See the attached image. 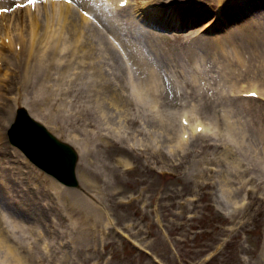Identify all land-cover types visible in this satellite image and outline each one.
<instances>
[{
    "label": "rangeland",
    "instance_id": "obj_1",
    "mask_svg": "<svg viewBox=\"0 0 264 264\" xmlns=\"http://www.w3.org/2000/svg\"><path fill=\"white\" fill-rule=\"evenodd\" d=\"M14 2L15 0H9L8 4H14ZM246 3H248L245 7L246 13L256 14L255 18L264 26V0H246ZM255 3L257 7L253 6ZM185 7L187 5L184 4L180 10L194 14L195 9ZM208 9L209 15L212 14L214 9L211 7ZM167 11L170 13L171 8ZM232 11L235 12V9ZM114 15L119 19H124L122 26L132 34V42H141L143 46L145 45L147 52L151 51V44H146L144 34L149 31V28L145 30L136 24L135 20L141 18L134 16L136 14L133 7L118 11ZM215 16L220 17L219 14ZM180 17L187 18L188 14L184 16L181 14ZM210 17L204 19L200 25L206 22V27H208ZM238 20L235 22L243 21V19ZM229 23L230 20L225 23L226 29L231 26ZM155 27L157 32L163 34L166 39H170L171 34H182L180 41L171 43L174 46V52L177 53L171 56L177 61L184 62L188 69L187 64L190 62L199 75L198 80L206 77L210 80L215 77L221 78L218 87L208 90V85L201 82L200 85L190 88L187 81L189 72L180 73L178 69L180 67H174L179 62H174L173 73L169 75H166L161 68L157 69L154 66L158 74L153 80L156 79L161 85V92L154 93L146 87V81H149V78L138 76L140 69L136 59L139 56L132 55L127 50L121 54L117 50L120 48V42L110 35L114 38V45L117 49L110 50L111 60L110 55L106 53H102V56L104 60L110 61V69L112 61L114 62L113 69L126 88L125 93L128 97L124 100L130 104L124 112L125 126L118 125V122H123V115L117 119L107 102L100 99L105 96L106 91H98V87L84 86V80L88 79L90 70L83 63L82 65L80 62L77 64L80 59L74 57L67 62L71 65L70 68L62 72L65 76L71 68L78 71H71L67 78L75 77V73H82L81 79L74 84L64 85L61 81L58 85L50 81L42 84V90L34 87H22L18 90L11 84L0 83V106H5L4 110H0V113H4L0 127L8 123V119L12 117L17 108L24 107L32 118L44 125L57 139L72 146L78 154L76 165L78 187L70 189L71 194L65 197L66 204L75 200V205L88 213L89 218L90 214L94 215L90 222H96V224L92 229L93 225L88 226L93 232L91 245L88 243V246H83L79 253L75 248L73 251L68 249L67 252L72 254L75 261L67 258L63 260L64 264H69L68 261L70 264H264V195L262 188L252 182L256 189L249 194L252 187L247 186L246 189H240L237 184L239 179L232 177L231 187L242 193L232 196L233 199L230 202L226 193L220 190L219 185L222 174L228 169L227 167H230L231 159L221 157V144L215 148L211 145L215 140L210 139L209 136L200 137L197 140V137L191 138L183 146L175 144L174 147H166L173 144L170 141L175 136L176 130L173 129L177 125L181 108H193L197 116L206 123L216 121L212 120L214 118L213 108L209 103L214 101L215 96L221 91L220 88L225 84L223 82L228 80L222 77L220 56L215 57V54L202 44L208 45V38L220 35L221 30L215 29L208 32V29L207 32L204 31L205 33L201 32L202 40L197 42V39L186 37L187 32H181L186 28L185 24L183 27L180 26L181 28L172 25L168 28L169 30H166V26L156 21ZM196 30H199V25L188 31L192 33ZM154 44L164 48V42L160 38H157ZM230 49L228 48L229 51ZM66 51L67 49L60 56L66 55ZM165 51L169 54L167 50ZM202 55L205 59L201 57ZM144 62L146 63V60ZM10 63L13 65L15 60L11 59ZM257 66L258 64L253 66L255 72H257ZM127 72L132 75L131 79L127 77ZM236 73L242 74V77L245 75L241 68H238ZM131 80H135L132 88ZM133 87L137 88V92L133 91ZM185 91L188 94L187 101L194 100L196 103L189 105L186 100L182 99ZM40 92L45 100L42 107L34 102ZM164 103L165 106L160 109V113L164 115L167 124L173 129L168 132L167 137L170 141L163 143L164 138L160 137L153 123L156 118L155 110L157 111ZM259 103L264 105V100L243 101L239 105L245 107L246 110L249 108L253 110L254 106ZM177 107L179 110L170 116V111H174ZM251 118L255 124L247 123V128L252 131L246 132V138L256 139L255 142H258L259 133L255 132L258 120L254 117H248L246 120H251ZM217 119L220 120L218 123L223 128V132L215 137L218 138L215 142L219 144L221 141L230 140L232 134L227 132V127L224 126L222 120ZM111 126L126 132L127 138L131 139L132 146H126L120 136L117 137L118 134L113 133ZM6 128L3 132L5 137ZM150 129L152 137H158L156 140L158 145L148 134ZM98 138H105L107 143ZM147 142L151 148L149 164L140 155L141 152L138 149L139 146L144 148ZM150 142L152 144H149ZM255 142L254 147L259 145ZM0 147L3 149L4 157L9 158L12 168L7 174L10 179L9 186H7L8 191L5 190L6 193L3 194L0 192L2 215L13 217L16 222L22 220L24 223L21 225L26 227L32 226L35 230H41V233L45 235L43 239L55 245L58 250L71 246L72 243L67 242H72L76 231L70 233L67 228L70 219L62 216L66 213L63 200L58 201L54 193H49L48 181L52 182L54 179L32 165L17 148L9 144L7 137L0 142ZM85 148L88 151V158L93 163V166L89 167L91 177L93 173L104 169H99V166L108 167L105 175L107 184L103 185L97 181L100 189L101 187L105 189L104 197L100 198V193L96 194L94 190L87 189L78 178V163L86 162L79 150ZM119 159L129 161L130 166L125 168L122 164H118ZM201 168H205L204 175L197 174ZM250 176L253 174L250 173ZM1 184L5 189L4 183L1 182ZM115 191L118 194L113 198L109 197L111 195L109 193ZM98 197L100 198L98 201L103 203L95 200ZM50 200L56 201L57 204ZM49 203L52 207L54 204H59L63 210L55 214L53 210L57 209L54 207L49 210ZM98 207L108 212H104L102 217L101 208ZM73 216L77 217L76 214ZM78 220L82 225L79 215ZM101 220L102 226L100 225ZM99 229L101 233L98 232ZM59 231H66L70 234L61 235ZM59 241L63 244L66 242V247L58 246ZM79 247L81 248V245H78ZM34 249L37 248L34 247ZM87 254L90 255L89 258H84ZM213 254L215 257L208 261ZM60 255L61 253L58 252L54 260L43 264H63V261H58ZM35 263L33 260L32 264ZM0 264L13 263L0 259Z\"/></svg>",
    "mask_w": 264,
    "mask_h": 264
},
{
    "label": "bare ground",
    "instance_id": "obj_2",
    "mask_svg": "<svg viewBox=\"0 0 264 264\" xmlns=\"http://www.w3.org/2000/svg\"><path fill=\"white\" fill-rule=\"evenodd\" d=\"M26 1L27 0H15L18 4H22ZM242 1L243 0H174L176 6L172 5L173 13L166 17L163 10H159L158 4L165 3L168 6L171 0H152V7H150L148 3L150 9L148 8L149 11L144 13L146 17H140L141 19L135 20L140 28L145 30L149 28V31L144 33L147 40L146 44H151V51L147 52L146 47H144L145 45L143 46L141 42H132V34L126 31L122 26L124 19H119L118 16L113 15L109 10L108 7H111L110 0H72L70 4L65 3L64 0H36L34 7L26 4L21 9L16 8L11 9L8 13H0V59L3 66L2 69H0V78L8 81V83H12L13 87L18 89H22V87H34L41 88L42 90V84L44 85L50 81L58 85L61 84V81H63L64 85L74 84L77 80L81 79L83 74L75 73V77L67 78L70 76V72L76 69L71 68L65 76L62 72L70 68L71 65L67 63L71 61L70 58L73 59L74 57H78L80 60L77 64L80 62L82 65L83 63L87 65L88 70H90L88 79L84 80V86L87 88L98 87V91H106L105 96L100 99L107 102L110 110L117 119H120L123 115V122H118V125L123 127L125 126L124 112H126L127 105L130 104L126 103L124 100L128 97L127 93H125L126 88L113 69L115 66L114 62L112 61V67L110 69V61L104 60L102 56V53H106L110 55L109 59L111 60L112 54L110 50L113 48L116 49L113 43L114 38L110 37V35L120 42L119 52L121 54H124L127 50V52H130L132 55L137 54L139 56V58L136 59L140 69V74L138 76L143 78L146 76L149 78V81L144 79L148 90L154 93L157 91L161 92L159 81L156 79L153 80V78L157 76V69L159 68H161L166 75L172 74L174 62H179V64L174 67H180L178 68L180 69V73L189 72L187 81L190 88L204 82L208 85V90H210L218 87L221 78L215 77L210 80L209 77H206L205 79L198 80L199 75L194 67L191 66L190 62L187 65L189 69L193 68L192 71H189L184 62L177 61L171 56L177 54L174 52V46H172L171 43L177 40L180 41L182 34H171V38L166 39L163 34L157 32L155 25L156 20H159L166 28L172 25L183 27L185 24L186 28L181 30V32H187L185 34L186 37L194 40L197 39V42H199L202 40V37L195 34L197 30L192 33L188 30L193 29L197 25H199L200 28L204 24H207L204 22L200 25L204 19L212 15V17H210L209 26L207 28L205 27V32H207L208 29V32L219 29L221 30L219 33L220 35H213L210 39L208 38V45L205 43L202 45L203 47H208L207 50L212 51L215 57L220 56L219 58L222 61L221 65L223 69L222 77L228 80L227 82H223L225 84L220 88L221 91L215 96V102L209 103L213 108L214 118H212V120L216 121H214L213 124L208 123L209 125L201 123V121H198L197 117L190 114L196 115L193 108H181L180 112L182 113H180V119L183 117L188 127H183L180 124L175 126L181 130L189 131H191L194 126L193 132L200 126L203 132H211V134H200L197 136L196 140L200 137L209 136L210 139L216 141L218 138L215 137L223 132V128L220 127L218 123L220 120L217 118L221 119L224 126L227 127V132H231L232 135L230 140L221 141L219 144L215 141L211 143L215 148L221 144V157L231 159V161H229L230 167H227L228 169L222 174L221 184L219 185L220 190L226 193L230 202L231 199H233L232 196L241 195V191H235L233 187H231L233 181L232 177H235L239 179L237 183L238 188L246 189L247 186L252 187L248 192L250 194L255 191L256 186H259L262 188V193L264 195V105L259 103L254 106L253 110L250 108L246 110L245 107H240L239 105L243 101L250 100L241 99V97H245L251 92H256L260 99H264V26L263 23L255 18L256 14L252 12L246 13L245 7L248 3H246V0H244V2ZM8 2L9 0H0V9L10 8L12 4H8ZM184 4L187 5V7H185L186 9H195L193 12L194 14L191 15L188 11H181L180 8L184 7ZM253 6L257 7V4L255 3ZM146 7L147 6L144 5L142 10H146ZM210 7L214 10L213 13L209 15L208 8ZM134 8L135 13L141 11L139 8ZM232 9H235V12L232 11ZM84 12L88 14L93 12L99 25L97 26L94 25V23H90L89 15L85 16ZM217 12H219V18L215 17ZM232 12H234V14ZM186 13L188 14L187 18L180 17L181 14L184 16ZM238 19H243V21L240 23L235 22L239 21ZM228 20H230L229 24H231V26L226 29L225 23H227ZM157 38L163 40L164 48L154 44ZM17 45L22 46V57L19 56L21 53H16L14 50ZM228 48H231L230 51ZM66 49L67 54L61 57L60 55L63 54ZM165 50H167L169 54H166ZM193 50H196V48H193ZM244 54L250 56L246 57ZM201 57L205 59L204 55ZM11 59L15 60L16 66L10 67V65H7ZM144 60H146V63ZM256 64H258L257 72H255L253 68ZM238 68H241L245 72L243 77L242 74L236 73ZM53 76L57 77L53 78ZM131 76L130 72H127V77L129 79H131ZM134 81L135 80H131V88ZM133 91L137 92V88L133 87ZM40 95L35 98L34 102L39 107H42L45 100L43 98L44 95ZM187 96L188 94L185 91L182 99L187 101ZM224 98L228 100L225 101L226 99ZM136 99H138V96H136ZM96 101L100 105L97 97ZM187 102L189 105L196 103L194 100ZM94 105L96 108L95 102ZM164 106L165 103L157 111L155 110L156 118H154L153 123L160 137L164 138L163 143L170 141L167 136L168 132L173 129L167 124L165 117H163L164 115L160 113V109ZM4 109L5 107H0V110ZM40 110H42V108H40ZM177 110H179L178 107L177 109L175 108L174 111L171 110L170 116L176 113ZM35 115L38 116L37 114ZM2 116L4 117V113L1 112L0 118ZM13 117L14 113L12 117L8 119V124L11 123ZM248 117H254L258 120V126L256 125L255 130V132L259 133L257 138L258 142H255L256 139L249 140L246 138V132L252 131L247 128V123L249 122V125L250 123L255 124V122H252V118L247 121L246 118ZM178 121H180L179 116L177 123ZM215 126L218 127L220 131H218ZM112 128L114 130L113 133L118 134L117 137L120 136L121 140H123L122 142H125L126 146H132L130 144L131 139L127 138L126 132L121 131V129L117 130L116 127ZM2 129L3 127L0 128V132ZM148 134L155 144L158 145V141H156L158 137H152L151 129L148 131ZM187 134L188 139L195 136V134ZM109 138L111 139V137ZM3 139L4 135L0 134V142ZM98 139L107 143L105 138ZM170 142H173V144L167 145V148L174 147L175 144L176 146H183L187 143V140L184 138L183 134L182 139L175 138L174 136ZM254 142L259 145L254 147ZM149 144H152V142ZM138 149L141 152L140 155H142L146 163L149 164V152L151 148H149L148 142L145 144L144 148L139 146ZM79 152L86 161L85 163H78L77 174L80 182L86 186L87 189L94 190L96 194L100 193V198L104 197L106 194L105 189L102 187L100 189L97 181L99 183L101 182L103 185L107 184L105 175L108 167L105 165L99 166V169H104L101 172L93 173V177H91L92 175L89 167L91 168L93 163L88 158V151H86L85 148L80 149ZM117 163L122 164L125 168L130 166L129 161L122 159H119ZM10 169H12L10 160L6 156L4 157L3 149L0 147V192H2V194L8 191L7 186H9L10 179L7 177V174L10 172ZM211 171L210 169V172ZM204 173L205 168H201L197 174L204 175ZM250 173H252L253 176H250ZM1 182L4 183L5 189L1 186ZM252 182L256 184V186H254ZM10 188H12V186H10ZM48 188L50 191L49 193H54L58 201L63 200L64 202L66 213L62 216H65L66 219H70L67 226L68 230L70 233L76 231V235L72 242L69 241V243H72L71 246L60 251L61 255L58 257V261L62 262L63 260H67V258L75 261L72 254H69L67 250L73 251L75 248L77 253H79L83 246L86 247L89 245L88 243H90L93 238V232L88 226L93 225L91 227L92 229L94 224H96V222H90V219L93 220L94 215L90 214L89 218L88 213L82 211L75 205V200H71L69 204H66L67 199L65 197L71 194L70 188L63 187L54 180L52 182L48 181ZM109 194H111L109 197L113 198L118 192L115 191ZM99 197L95 200L98 203H103L98 201L100 199ZM50 201L57 204L56 201ZM54 207L57 209L53 210L55 214L63 210L59 204H54L53 207L51 203L48 204L49 210ZM101 212L103 217L104 212L108 211L101 208ZM75 214L77 217L73 216ZM78 215L81 217L82 225H80ZM58 222H60V220H58ZM21 223L24 222L22 220L16 222L14 218L10 219V217L0 214V259L12 261L13 264H32L33 260H42L44 258L54 259L55 255L53 253L40 255L27 250L25 247V245L27 246L25 238L28 232L33 233V231L29 227H23ZM100 225L102 226V220L100 221ZM36 232L38 233V231ZM98 232L101 233V230L99 229ZM78 245H81V248H78ZM89 256L90 255L87 254L84 258H89ZM67 263L70 264L69 261Z\"/></svg>",
    "mask_w": 264,
    "mask_h": 264
},
{
    "label": "water",
    "instance_id": "obj_3",
    "mask_svg": "<svg viewBox=\"0 0 264 264\" xmlns=\"http://www.w3.org/2000/svg\"><path fill=\"white\" fill-rule=\"evenodd\" d=\"M9 138L35 166L68 187L77 186L73 148L59 141L23 109L18 110Z\"/></svg>",
    "mask_w": 264,
    "mask_h": 264
},
{
    "label": "snow or ice",
    "instance_id": "obj_4",
    "mask_svg": "<svg viewBox=\"0 0 264 264\" xmlns=\"http://www.w3.org/2000/svg\"><path fill=\"white\" fill-rule=\"evenodd\" d=\"M64 2L70 4L72 2V0H64ZM35 3H36V0H27V4L28 5H33L34 6ZM24 6H25L24 4H18L17 5V7H24ZM0 11H8V10L7 9H0ZM84 15L87 16L88 13L87 12H84Z\"/></svg>",
    "mask_w": 264,
    "mask_h": 264
}]
</instances>
